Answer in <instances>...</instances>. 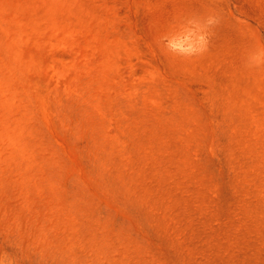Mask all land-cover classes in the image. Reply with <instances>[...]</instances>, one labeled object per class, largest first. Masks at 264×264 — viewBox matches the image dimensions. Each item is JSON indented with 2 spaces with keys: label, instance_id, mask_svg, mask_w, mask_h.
Returning a JSON list of instances; mask_svg holds the SVG:
<instances>
[{
  "label": "rangeland",
  "instance_id": "rangeland-1",
  "mask_svg": "<svg viewBox=\"0 0 264 264\" xmlns=\"http://www.w3.org/2000/svg\"><path fill=\"white\" fill-rule=\"evenodd\" d=\"M259 50L264 0H0V258L264 264Z\"/></svg>",
  "mask_w": 264,
  "mask_h": 264
},
{
  "label": "clouds",
  "instance_id": "clouds-1",
  "mask_svg": "<svg viewBox=\"0 0 264 264\" xmlns=\"http://www.w3.org/2000/svg\"><path fill=\"white\" fill-rule=\"evenodd\" d=\"M217 18L208 15L203 19H191L180 24L160 36L163 50L176 57L188 58L199 55L206 50L208 31L217 24ZM249 64L252 66L264 62V50L250 54ZM0 264L5 260L0 258Z\"/></svg>",
  "mask_w": 264,
  "mask_h": 264
}]
</instances>
